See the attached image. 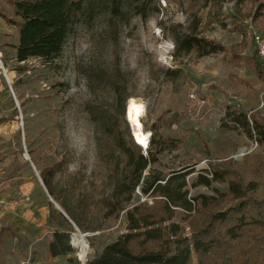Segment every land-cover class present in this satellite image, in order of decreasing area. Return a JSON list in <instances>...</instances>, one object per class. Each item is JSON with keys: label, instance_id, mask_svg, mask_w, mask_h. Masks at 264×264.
<instances>
[{"label": "rangeland", "instance_id": "1", "mask_svg": "<svg viewBox=\"0 0 264 264\" xmlns=\"http://www.w3.org/2000/svg\"><path fill=\"white\" fill-rule=\"evenodd\" d=\"M0 13L20 22L5 0ZM194 23L199 36L224 51L204 58L177 54L176 39ZM258 34L264 36V11L257 15L250 0L205 7L190 0H124L118 16L110 0H83L59 58L18 63V30L0 18V230L8 229L0 264L51 260L55 231H68L73 249L56 263L84 264L129 233L126 211L134 208L136 217L162 230L159 241H131L134 254L167 250L183 238L211 246L207 253L192 250L189 264H264V141L249 120L257 119L264 132ZM130 98L144 106V133L178 142L154 168L163 178L181 170L191 211L168 209L162 197L137 188L131 193L127 158L116 143L138 146L127 117ZM54 167L49 193L42 174ZM212 167L228 172L224 183L191 187ZM229 181L244 186L245 196L234 198ZM218 214L224 217L214 219Z\"/></svg>", "mask_w": 264, "mask_h": 264}, {"label": "trees", "instance_id": "2", "mask_svg": "<svg viewBox=\"0 0 264 264\" xmlns=\"http://www.w3.org/2000/svg\"><path fill=\"white\" fill-rule=\"evenodd\" d=\"M11 7L20 22L15 23L11 19L0 13V18L8 25H13L18 30V44L15 46V58L18 63H22L31 58H39L45 62H52L60 57L73 28L77 23L78 16L82 10L83 0H5ZM124 0H110L112 15L118 16ZM200 1L205 7L209 3H217L222 0H190ZM237 4L244 0H234ZM255 4L256 14L264 11V1L250 0ZM196 23L188 28L181 37L176 39V53L189 55L195 53L198 58H204L223 52V47L211 39L201 37L197 34ZM258 65V63L256 62ZM255 64V65H256ZM256 65V66H257ZM255 66V67H256ZM263 70H258V75ZM244 129L250 134L251 128L247 119V113H241ZM252 123V130L260 139L264 141L263 126L253 116H249ZM116 143L122 153L127 158L128 177L131 182V193L137 188L143 195H157L164 199L165 207L168 209L181 208L191 211L192 203L187 199V186L185 176L179 171L171 172L168 178H163L162 174L154 167L160 165L159 156L165 152L177 149V141L169 140L160 142L156 139L155 132L152 133L148 148L143 154L140 148L134 144L131 149L125 148L119 139ZM56 172L55 167L42 174V181L49 193H52V178ZM228 172L212 167L209 172L197 174L191 187H210L212 183H224ZM175 181H179L174 185ZM229 193L236 199L245 196L246 188L239 182H228ZM130 198H126L125 204ZM198 198H193L196 202ZM124 205V204H123ZM120 206L123 209L124 206ZM137 209L126 211L129 233L121 235L114 242L107 244L103 250L93 258L86 260L84 264H189L191 252L194 250L198 254L207 253L210 244L194 240L191 244L186 239H175L170 242L172 248L159 250L156 252H142L134 254L129 244L136 237H143L142 242L159 241L162 239V230L152 228L156 222L143 216L136 217ZM223 214L214 216V219H222ZM144 229L143 232H138ZM7 228L0 230V245L4 242V235ZM229 233L236 235L235 230ZM176 236V232L172 233ZM48 255L50 258L67 257L73 253L70 245V234L68 231H55L48 242ZM69 264H80L72 258L67 259ZM42 264H58L55 262H45Z\"/></svg>", "mask_w": 264, "mask_h": 264}, {"label": "bare ground", "instance_id": "3", "mask_svg": "<svg viewBox=\"0 0 264 264\" xmlns=\"http://www.w3.org/2000/svg\"><path fill=\"white\" fill-rule=\"evenodd\" d=\"M132 106H142V111L139 115V119L137 121L136 117H135V108L132 107ZM144 114V106L140 103H138L135 99L133 98H130L128 99V102H127V117H128V121L130 123V126H131V131H132V136L136 142V144L138 146H140L141 149L143 150H147L148 148V142H149V134H147L146 132L144 133L143 131V126L141 124V117L143 116ZM141 136H144L147 138V144L146 146L145 145H142L140 143H138V140L141 138ZM73 240H76V241H79L81 244H84L85 246L87 245V242L83 239H80L77 234H73ZM79 257L81 258V254H79Z\"/></svg>", "mask_w": 264, "mask_h": 264}, {"label": "built area", "instance_id": "4", "mask_svg": "<svg viewBox=\"0 0 264 264\" xmlns=\"http://www.w3.org/2000/svg\"><path fill=\"white\" fill-rule=\"evenodd\" d=\"M253 41L256 45L259 59L264 63V36L262 34L254 35ZM145 152H146V149H145Z\"/></svg>", "mask_w": 264, "mask_h": 264}, {"label": "snow or ice", "instance_id": "5", "mask_svg": "<svg viewBox=\"0 0 264 264\" xmlns=\"http://www.w3.org/2000/svg\"><path fill=\"white\" fill-rule=\"evenodd\" d=\"M132 107L135 108V117H136V119L138 121L139 115H140V113L142 111V106H132ZM138 143L146 146V144H147V138L144 137V136H141V138L138 140Z\"/></svg>", "mask_w": 264, "mask_h": 264}, {"label": "crops", "instance_id": "6", "mask_svg": "<svg viewBox=\"0 0 264 264\" xmlns=\"http://www.w3.org/2000/svg\"><path fill=\"white\" fill-rule=\"evenodd\" d=\"M60 257H58V258H51V260H48V261H46V262H55L56 263V261H57V259H59Z\"/></svg>", "mask_w": 264, "mask_h": 264}, {"label": "water", "instance_id": "7", "mask_svg": "<svg viewBox=\"0 0 264 264\" xmlns=\"http://www.w3.org/2000/svg\"><path fill=\"white\" fill-rule=\"evenodd\" d=\"M81 236H83V235H81ZM71 237H72V235H71Z\"/></svg>", "mask_w": 264, "mask_h": 264}]
</instances>
